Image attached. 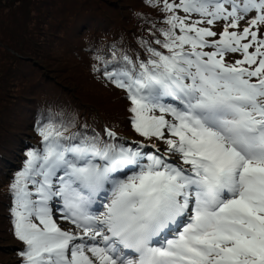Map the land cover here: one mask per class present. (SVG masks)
I'll use <instances>...</instances> for the list:
<instances>
[{"label": "snow or ice", "instance_id": "obj_1", "mask_svg": "<svg viewBox=\"0 0 264 264\" xmlns=\"http://www.w3.org/2000/svg\"><path fill=\"white\" fill-rule=\"evenodd\" d=\"M146 2L165 25L148 58L103 76L154 152L38 120L10 185L19 264H264V0Z\"/></svg>", "mask_w": 264, "mask_h": 264}, {"label": "rangeland", "instance_id": "obj_2", "mask_svg": "<svg viewBox=\"0 0 264 264\" xmlns=\"http://www.w3.org/2000/svg\"><path fill=\"white\" fill-rule=\"evenodd\" d=\"M40 1L0 0V123L4 124L0 129L4 145H0V264H19L20 258L15 257L24 247L13 235L10 185L14 171H2L17 148L20 162L30 151H24V143L35 145L39 140L38 131L31 128L37 129L42 118L35 116L33 125L28 122L34 104L46 96L69 99L85 109L93 102L107 113L105 118L129 124L131 102L125 90L104 78L103 61L112 59L114 53L120 56L132 51L141 60L147 59L141 39L154 41L153 34L159 37L157 29L165 26L159 6L146 0H44L41 5ZM218 28L222 30H214ZM21 51L31 60L18 59ZM94 65L101 71L95 72ZM46 116L49 114L42 115ZM157 143L163 151L166 146ZM13 245L17 248H5Z\"/></svg>", "mask_w": 264, "mask_h": 264}, {"label": "trees", "instance_id": "obj_3", "mask_svg": "<svg viewBox=\"0 0 264 264\" xmlns=\"http://www.w3.org/2000/svg\"><path fill=\"white\" fill-rule=\"evenodd\" d=\"M42 2L45 3L44 0L43 1L41 0L40 5L42 4ZM14 50H16V49H14ZM13 52L15 53V51H13ZM17 53L21 54L22 56L24 55V53L22 51L17 52ZM118 54H119V52L114 53V55L116 57H119V56H117ZM131 55H133V57L135 59L137 57H139V59H141V56L137 55L133 51H132ZM22 56H19L17 54L18 59L21 58V59H23V61H30L31 60L30 57H27L26 55L23 57ZM44 105H45L47 110L45 109ZM88 106L90 108L87 107L85 109V108H83L82 105H77L76 102H74V101L72 102L71 100L69 101V99H63V98L53 97V96L52 97L46 96V98H43V100L39 101V103L34 104V107L32 108V110L30 112L28 122H29V125H33L32 121H33L35 116H37L41 119L43 114H49L51 117H53L55 119V122L57 124H59L61 121H63L65 123V125L67 126V132L65 133V135H71L74 132H86L89 136H91L93 134H99V136L101 137L102 140H107L110 143H113L117 146H123V147L126 146L125 148H130L131 146H135V141L137 139H139L138 138L139 134L135 132V130L132 128V126H130L129 124L125 125L124 123L119 122L117 119L105 118L104 114L107 115V113L105 111H102L101 109H99L98 106H96L95 103H93V102H91L90 105H88ZM0 118H2V117H0ZM105 125L110 126L111 131L116 133V136L114 138H108L106 136V132H105L106 126ZM3 126H4V124L0 123V129ZM31 129H32V132L36 133L37 129L35 128V126ZM16 136H17V132L13 133V136H12L10 141L12 142L14 139H16ZM38 136H39V140L35 145H32V143H30L28 141L24 143V146H26L24 148L25 149L24 151L42 149V147H43L42 137L39 134H38ZM10 141H9V143H11ZM2 143H3V140L0 142V145H3ZM2 147H4V145ZM20 147H23V145ZM17 149H16V152L14 151V153H16V154H13V155L20 158V156L17 152ZM25 156L27 157V155H25ZM15 160H17V161H14L13 157H12V161H10V162H9V160H6L7 164L4 166L3 171H2V172H4V174L6 173V169L11 171L10 167L18 166V164H21L18 161L19 159L16 158ZM22 162L25 163L24 160ZM23 167L24 166H21V168H23ZM20 170L21 169H19L18 171H20ZM17 172H13V174L16 175ZM9 182H12V181H9ZM5 248H8V250H10V249H15L17 247H16V245H13V246L5 247ZM17 258H19V257H15V259H17Z\"/></svg>", "mask_w": 264, "mask_h": 264}, {"label": "bare ground", "instance_id": "obj_4", "mask_svg": "<svg viewBox=\"0 0 264 264\" xmlns=\"http://www.w3.org/2000/svg\"><path fill=\"white\" fill-rule=\"evenodd\" d=\"M219 30H221V28H218V29H217V31H219ZM125 54H128V53H125ZM128 55H130V56L135 60V58L133 57V55H131V54H128ZM15 152H16V151H15ZM13 154H16V153L13 152ZM16 158H17V156L14 157V160H15ZM11 161H12V158H11ZM145 161H146V160H144V162H145ZM9 162H10V161H9ZM54 218H55V217H54ZM58 222L61 223L59 220H58ZM62 223H63V222H62ZM65 228H68V227H65ZM72 230H73V231H76L74 228H72Z\"/></svg>", "mask_w": 264, "mask_h": 264}]
</instances>
